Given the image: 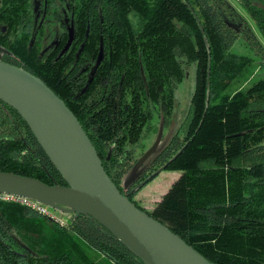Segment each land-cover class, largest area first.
Masks as SVG:
<instances>
[{"label":"trees","instance_id":"1","mask_svg":"<svg viewBox=\"0 0 264 264\" xmlns=\"http://www.w3.org/2000/svg\"><path fill=\"white\" fill-rule=\"evenodd\" d=\"M45 1L58 21L68 4L74 31L69 50L59 57L42 52L50 24L35 28L33 0H0L1 59L39 77L66 103L107 174L136 206L212 263L264 264V78L247 85L255 59L231 50L241 39L264 66V45L250 25L228 0ZM240 1L264 39V5ZM193 64L195 86L184 121L125 185L144 153L136 154L135 146L147 132L159 131L155 117L170 123L176 90ZM154 163L185 175L183 219H161L135 200L142 186L133 188L157 170ZM0 171L67 185L27 122L2 100ZM0 264L143 261L87 215H71L61 225L0 198Z\"/></svg>","mask_w":264,"mask_h":264},{"label":"water","instance_id":"2","mask_svg":"<svg viewBox=\"0 0 264 264\" xmlns=\"http://www.w3.org/2000/svg\"><path fill=\"white\" fill-rule=\"evenodd\" d=\"M228 24L237 30L241 27L230 21ZM68 32L63 52L74 39L73 27ZM1 52L0 48V100L17 110L27 122L67 185H50L37 178L0 171V194L28 198L66 213L67 223L71 215H87L117 237L143 264H216L122 193L105 171L95 146L73 111L39 77L3 61ZM160 136L139 157L133 170L142 167L143 171L149 166V160L162 148ZM166 166L167 163L133 190Z\"/></svg>","mask_w":264,"mask_h":264},{"label":"rangeland","instance_id":"3","mask_svg":"<svg viewBox=\"0 0 264 264\" xmlns=\"http://www.w3.org/2000/svg\"><path fill=\"white\" fill-rule=\"evenodd\" d=\"M228 2L238 12V15L242 16L246 23L250 25V28L256 38L264 45L263 37L258 31L254 21L250 18V16L242 6L241 1L228 0ZM256 2L264 5V0H256ZM40 6L41 0H35V20L36 18L40 19V16L42 15ZM63 22H65L66 25H69V19L67 16L63 18ZM52 26L53 25L51 24L50 26H47V28L50 29L52 28ZM53 43L54 42H52L48 47H52ZM231 50L236 53L252 56L255 59L254 72L250 80L247 82V85L257 81L258 79L264 78V66L260 67V64H257L259 63L260 59L255 55V50L250 44H245L240 39L237 40L235 44H233ZM194 86L195 66L193 64L188 66L187 74L176 90L175 107L173 109L170 123L168 125H164L159 121L158 117H155L152 124L153 126L158 127L159 131L157 133H155L154 131L147 132L140 140V142L135 146L134 152L136 154L148 151L154 145L158 136L160 135L161 141L159 147H163L170 140V138L173 137L188 113ZM141 171L142 167L134 169L131 172L132 175L129 174L126 176L125 183L131 182L137 174L141 175ZM184 179L185 175L181 171L163 169L153 179L149 180L138 190V192L135 194V200H138L140 204L145 208L153 210V212L161 219H165L168 221H172L177 218L183 219L185 185ZM171 205L173 206V208L170 207ZM49 210L57 218H62L63 220L66 219V213L60 212L51 207L49 208Z\"/></svg>","mask_w":264,"mask_h":264},{"label":"flooded vegetation","instance_id":"4","mask_svg":"<svg viewBox=\"0 0 264 264\" xmlns=\"http://www.w3.org/2000/svg\"><path fill=\"white\" fill-rule=\"evenodd\" d=\"M47 2L45 0H41V6H40V9H41V13L42 15L40 16V19H37L35 20V28H38L39 25H42L43 22L45 23H48V24H52V28L48 29L46 27V35H45V45H44V49L42 52H45V54L47 52H52V51H55L58 53V57L60 55H62L63 53L67 52L69 50V48L71 47V45L69 46V48L63 52V49L65 48L66 44H67V41L69 39V32H68V29L70 27H72V20L69 16V9H68V4H66L64 7H62V14L60 16V20L58 21L57 19L55 18H51L50 16V13L48 14V11L46 10V5ZM35 0H33V10H34V14L36 16V13H35ZM49 15V17H47ZM34 16V17H35ZM68 17L69 19V25H66L65 22H63V18L64 17ZM38 23V25H37ZM50 25H47V26H50ZM57 28V30H56ZM65 29V30H64ZM64 32H67V40L63 41V33ZM63 41V42H62ZM52 42L53 43V46L52 47H48ZM73 42V41H72ZM1 51H3L1 49ZM2 53V52H1ZM86 71H84L83 73L81 74H85ZM163 166V165H162ZM160 166V167H162ZM152 169L158 167L156 163H154L153 165H151ZM159 169V167L157 168ZM148 170H146L145 172H147ZM156 171V170H153V172ZM149 175V174H148ZM148 177V176H147ZM145 177V178H147Z\"/></svg>","mask_w":264,"mask_h":264},{"label":"built area","instance_id":"5","mask_svg":"<svg viewBox=\"0 0 264 264\" xmlns=\"http://www.w3.org/2000/svg\"><path fill=\"white\" fill-rule=\"evenodd\" d=\"M0 198L3 200H12V201H16V202H19L21 204L27 205L30 208L37 210L38 212H40L44 215H47L52 220L59 222L61 225H66V223H67L62 218H57L56 216H54L46 206H44V205H42V204H40L34 200L24 198V197H18V196H14V195H8V194H0Z\"/></svg>","mask_w":264,"mask_h":264}]
</instances>
